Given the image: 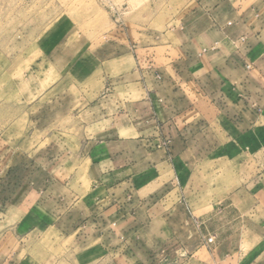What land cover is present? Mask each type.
Segmentation results:
<instances>
[{"label":"crops","instance_id":"obj_1","mask_svg":"<svg viewBox=\"0 0 264 264\" xmlns=\"http://www.w3.org/2000/svg\"><path fill=\"white\" fill-rule=\"evenodd\" d=\"M165 25L117 32L125 81L65 161L3 166L0 264H264V0Z\"/></svg>","mask_w":264,"mask_h":264},{"label":"rangeland","instance_id":"obj_2","mask_svg":"<svg viewBox=\"0 0 264 264\" xmlns=\"http://www.w3.org/2000/svg\"><path fill=\"white\" fill-rule=\"evenodd\" d=\"M185 2L0 0V172L7 162H32L34 148L36 159L48 161L50 145L59 161L85 126L92 134L99 106L125 81L113 63L117 32L164 31ZM43 240L49 247L51 238Z\"/></svg>","mask_w":264,"mask_h":264},{"label":"built area","instance_id":"obj_3","mask_svg":"<svg viewBox=\"0 0 264 264\" xmlns=\"http://www.w3.org/2000/svg\"><path fill=\"white\" fill-rule=\"evenodd\" d=\"M209 242H210V243H212V242H213V239H212V238H210V239H209Z\"/></svg>","mask_w":264,"mask_h":264}]
</instances>
